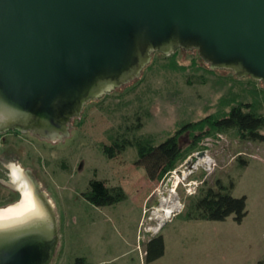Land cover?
<instances>
[{
	"label": "rangeland",
	"instance_id": "1",
	"mask_svg": "<svg viewBox=\"0 0 264 264\" xmlns=\"http://www.w3.org/2000/svg\"><path fill=\"white\" fill-rule=\"evenodd\" d=\"M195 52L182 48L169 55L155 52L140 78L87 103L64 140L37 138L33 133L18 136L13 153L34 169L56 205L61 244L53 264H79L78 258H85V264L264 261V141L242 140L236 130L206 136L165 180L152 181L146 165L138 163L137 148L123 134L137 114L144 123L138 134L153 136L159 144L183 125L212 114L221 116L239 102H255L264 113L261 80L211 68L199 50ZM6 138L14 141L13 135ZM180 140L190 144L193 132L185 130ZM108 147H113L111 152ZM199 151L206 152L210 163L194 164L177 193L162 203L161 193L169 192L168 180ZM242 159L250 160L249 168L243 167ZM93 179L109 187L122 186L127 198L114 205L92 204L84 194ZM218 179L226 184L235 181L233 195L247 196L244 220L238 222L235 215L225 220L186 219L192 198L203 188L215 187ZM0 189L9 193L4 185ZM174 203L179 208L164 224L153 217L157 208ZM158 234L165 238V254L148 262L147 243Z\"/></svg>",
	"mask_w": 264,
	"mask_h": 264
},
{
	"label": "water",
	"instance_id": "2",
	"mask_svg": "<svg viewBox=\"0 0 264 264\" xmlns=\"http://www.w3.org/2000/svg\"><path fill=\"white\" fill-rule=\"evenodd\" d=\"M180 48L264 83V0H0V133L64 140L87 103ZM28 183L0 207V264H53L58 253L56 205L40 179Z\"/></svg>",
	"mask_w": 264,
	"mask_h": 264
},
{
	"label": "trees",
	"instance_id": "3",
	"mask_svg": "<svg viewBox=\"0 0 264 264\" xmlns=\"http://www.w3.org/2000/svg\"><path fill=\"white\" fill-rule=\"evenodd\" d=\"M175 60L170 65L175 66ZM259 106L254 102H239L223 115H208L200 121L183 125L175 134L165 141L156 144L153 136L139 135L143 128V118L137 114L136 120L125 128L124 136L138 150V163L146 165L152 181L165 180L188 156L200 148L201 140L218 132L236 130L242 140L254 142L264 141V113L259 112ZM185 130L193 132L194 140L183 145L180 135ZM198 132V133H197ZM122 134V135H123ZM121 136V135H120ZM114 140L117 141V138ZM113 147H108L112 151ZM241 164L246 167L248 160L242 159ZM235 181L226 184L218 179L215 187L203 188L202 192L192 198L186 219L188 220H225L235 215L238 222H242L248 214L247 196L236 197L232 191ZM92 204L97 206L114 205L127 198V193L122 186L109 187L102 180L93 179L89 190L84 194ZM166 244L162 234L154 236L147 243V261L153 262L165 254ZM77 263L85 264V258H78ZM260 264H264L261 260Z\"/></svg>",
	"mask_w": 264,
	"mask_h": 264
},
{
	"label": "flooded vegetation",
	"instance_id": "4",
	"mask_svg": "<svg viewBox=\"0 0 264 264\" xmlns=\"http://www.w3.org/2000/svg\"><path fill=\"white\" fill-rule=\"evenodd\" d=\"M23 134H32L31 132H22L19 130H9L0 133V186L4 185L9 189V193L3 194L0 189V207L18 201L24 190L28 187L29 175L35 176L38 180L39 177L32 167L21 161L18 155L13 153L14 146L18 142V136ZM13 135L14 141H7L6 136ZM37 138L39 136L32 134ZM18 139V140H17ZM13 142V144H12ZM17 173L21 174V178H17Z\"/></svg>",
	"mask_w": 264,
	"mask_h": 264
},
{
	"label": "bare ground",
	"instance_id": "5",
	"mask_svg": "<svg viewBox=\"0 0 264 264\" xmlns=\"http://www.w3.org/2000/svg\"><path fill=\"white\" fill-rule=\"evenodd\" d=\"M210 163V159L206 158V155H204L203 157H200L198 162L195 163V165H199V164H203V163ZM192 169L194 170V165L193 168L190 166H183L180 170H178V172H176L173 176V178L171 179L169 185H168V189L169 192H163L161 193V202H167L168 200H170L173 196V194L177 193V188L179 186V184L181 183V181H183V179L186 178V176L192 171ZM161 205V204H160ZM179 208V205L177 207V204H173L171 206H160L159 208L156 209V211L153 214V217L158 218L159 220H161V224L166 221L167 218L171 217V215L173 214V212L175 210H177ZM160 226L153 228L154 232H158Z\"/></svg>",
	"mask_w": 264,
	"mask_h": 264
},
{
	"label": "crops",
	"instance_id": "6",
	"mask_svg": "<svg viewBox=\"0 0 264 264\" xmlns=\"http://www.w3.org/2000/svg\"><path fill=\"white\" fill-rule=\"evenodd\" d=\"M250 167V160H249V164L246 166V168H249ZM261 260H257L256 262L257 263H260ZM223 264V263H222ZM225 264V263H224Z\"/></svg>",
	"mask_w": 264,
	"mask_h": 264
},
{
	"label": "built area",
	"instance_id": "7",
	"mask_svg": "<svg viewBox=\"0 0 264 264\" xmlns=\"http://www.w3.org/2000/svg\"><path fill=\"white\" fill-rule=\"evenodd\" d=\"M198 153V152H197ZM197 153H195V154H197ZM174 175V174H173Z\"/></svg>",
	"mask_w": 264,
	"mask_h": 264
}]
</instances>
